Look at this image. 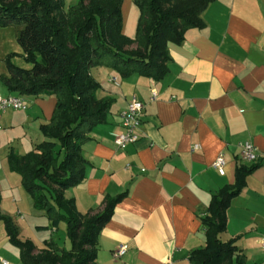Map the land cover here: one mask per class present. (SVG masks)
Here are the masks:
<instances>
[{
    "label": "crops",
    "instance_id": "0c3cea01",
    "mask_svg": "<svg viewBox=\"0 0 264 264\" xmlns=\"http://www.w3.org/2000/svg\"><path fill=\"white\" fill-rule=\"evenodd\" d=\"M122 14V32L134 37L140 16L134 0H123ZM202 17L204 28L189 29L181 44L168 43L169 72L162 79L138 73L122 77L104 65L92 68L102 85L97 96L113 97L114 103L107 122L96 125L83 146L84 180L67 188L65 196L81 213L95 214L109 197L124 195L99 235L98 264H189L191 252L206 245L202 217L213 195L236 182L239 166L253 165L244 188L231 200L221 237L235 240V258L264 264L259 243L264 237V159L249 162L240 156L246 141L264 154V0H214ZM3 31L0 26V93L9 95L17 92L2 80L10 75L5 57L11 51L6 49L11 38ZM13 48L24 54L22 46ZM153 89L158 91L154 100ZM24 97L26 110L0 109V214L12 218L19 236L24 212L31 215L35 207L9 157L25 155L47 139L42 125L50 122L57 103L55 95ZM133 97L145 102L140 139L118 148L120 111ZM220 153L226 159L224 174L213 165ZM36 245L38 251L44 247ZM122 245L126 252L114 257ZM0 257L7 264H24L1 217Z\"/></svg>",
    "mask_w": 264,
    "mask_h": 264
},
{
    "label": "trees",
    "instance_id": "16d2710c",
    "mask_svg": "<svg viewBox=\"0 0 264 264\" xmlns=\"http://www.w3.org/2000/svg\"><path fill=\"white\" fill-rule=\"evenodd\" d=\"M214 0H134L140 11L136 35L123 32V0H78L68 10L65 0H0V25H21L17 37L31 67L17 65L9 53L8 90L22 95H55L56 107L42 125L46 140L25 155L11 153L10 167L22 176L34 207L44 210L51 228L67 224L71 248L53 239L38 251L20 238L11 217L0 214L9 239L20 248L24 264H98L99 235L124 196L109 197L98 213H81L65 190L85 178L83 146L93 128L106 123L113 97L99 98L101 83L92 68L108 66L122 77L142 74L156 80L168 72V43L181 44L189 29L204 28L202 17ZM257 165L239 166L236 182L214 194L202 217L206 245L193 250L189 264H247L236 256L234 239L224 241L227 209L244 188L246 175ZM0 193V203H1ZM39 228H46L39 226Z\"/></svg>",
    "mask_w": 264,
    "mask_h": 264
},
{
    "label": "built area",
    "instance_id": "2783aa9c",
    "mask_svg": "<svg viewBox=\"0 0 264 264\" xmlns=\"http://www.w3.org/2000/svg\"><path fill=\"white\" fill-rule=\"evenodd\" d=\"M112 81L118 83L117 77L111 78ZM158 97V91L152 90L151 99L154 100ZM145 102L137 97H133L127 106L120 111V118L123 130L115 135L114 143L118 148H125L126 146L137 142L140 139V130L143 122V111ZM7 108L26 110L28 103L24 95L19 93H11L9 95H2L0 93V109L6 110ZM195 145L194 148H198ZM240 156L243 160L249 162H258L264 159V154L260 153L257 146L251 141L241 143ZM214 167L221 173H225L226 159L224 153H220L213 163ZM260 245L264 248V237L259 240ZM127 250L125 245L114 250L113 256L121 257ZM2 263L7 264L8 261L0 257Z\"/></svg>",
    "mask_w": 264,
    "mask_h": 264
},
{
    "label": "rangeland",
    "instance_id": "374dc122",
    "mask_svg": "<svg viewBox=\"0 0 264 264\" xmlns=\"http://www.w3.org/2000/svg\"><path fill=\"white\" fill-rule=\"evenodd\" d=\"M72 5L74 4H65V9L68 10ZM2 27L5 30L3 31V33H5L6 38H11V40L9 39L7 43L6 49L10 48V53H15L12 57V60L17 65H20L22 67H30L31 64L27 61L25 55L14 50L15 48H13L17 46L21 47L17 41L20 25L18 23H12L4 25ZM136 31L137 26L135 27V35ZM34 210V213H31V215H28L24 212L23 219L26 222L22 223V236L20 237L22 239H30L38 243L39 245H46V240L53 239L60 246L71 248V240L67 232V224L64 221H61L60 225L56 228L55 231H53L51 228V219H49V216L46 214V212L44 210H38L36 208ZM39 226H43L46 228H39Z\"/></svg>",
    "mask_w": 264,
    "mask_h": 264
}]
</instances>
